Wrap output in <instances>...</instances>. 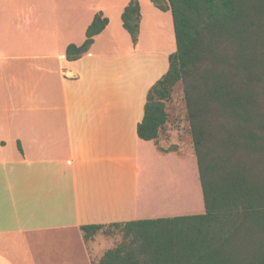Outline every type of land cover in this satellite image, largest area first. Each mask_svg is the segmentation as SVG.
Instances as JSON below:
<instances>
[{
	"label": "crops",
	"instance_id": "1",
	"mask_svg": "<svg viewBox=\"0 0 264 264\" xmlns=\"http://www.w3.org/2000/svg\"><path fill=\"white\" fill-rule=\"evenodd\" d=\"M59 2L0 0L20 46L0 48V264H92L108 248L94 253L84 225L204 212L192 143H170L168 120L156 139L136 132L168 64L152 77L139 42L114 45L104 6V30L67 60L74 24L64 31L56 16L72 6ZM44 42L54 49L41 52Z\"/></svg>",
	"mask_w": 264,
	"mask_h": 264
},
{
	"label": "trees",
	"instance_id": "2",
	"mask_svg": "<svg viewBox=\"0 0 264 264\" xmlns=\"http://www.w3.org/2000/svg\"><path fill=\"white\" fill-rule=\"evenodd\" d=\"M150 2L170 11L175 50L136 132L152 140L165 130V104L181 83L204 212L84 225L85 240L121 233L92 264H264V0ZM140 18L139 1L129 0L120 19L134 44ZM107 24L96 12L65 58L87 52Z\"/></svg>",
	"mask_w": 264,
	"mask_h": 264
},
{
	"label": "rangeland",
	"instance_id": "3",
	"mask_svg": "<svg viewBox=\"0 0 264 264\" xmlns=\"http://www.w3.org/2000/svg\"><path fill=\"white\" fill-rule=\"evenodd\" d=\"M60 0H58V3ZM71 2L69 3L71 9L59 10L57 9V19L61 22V29L64 31L74 24V28L70 34H67V41L69 44L80 45L85 38V27L91 22V18L97 9L106 8L104 12L109 16L111 23L114 25L115 31L120 32L116 34L118 39H115L114 45L122 47L124 42L121 43V35H125L128 42L134 44L131 40V36L122 27L118 13L121 12L124 4L129 0H62ZM109 2L114 6V9L107 8L106 2ZM141 7L142 19L139 23V30L137 36V42L141 48L147 49L146 56L147 61H150L153 67L152 77H155L157 73L165 70L168 64V55L175 50V39L172 24V16L170 11H160L155 8L150 0H138ZM48 13V12H47ZM48 18V15L45 17ZM71 21V22H70ZM70 22V23H69ZM117 27V28H116ZM60 30V29H59ZM18 33L15 31L12 25L0 22V48L3 50H16L20 49L18 41ZM54 49V43L44 42L41 43L39 50L41 52ZM6 66L17 65V62L4 61ZM21 65V64H20ZM166 111L169 115L168 121H170L169 129L174 131L169 134V142L176 139L189 144L190 134L188 131V121L186 119L185 104L183 101V93L181 83H176L171 92V99L166 102ZM171 143V142H170ZM159 170H154V172ZM161 174L165 173V170H161ZM177 181L181 178L180 172L175 174ZM111 233L104 234L99 231L93 235L92 239L96 236L92 243V249L97 254L101 248H111L121 240V233L117 229L111 228ZM88 239V240H89ZM96 247V249H95ZM107 250V249H106ZM105 250V251H106ZM104 251V252H105ZM103 252V253H104ZM95 254V256H96ZM102 256V255H101ZM100 256V257H101ZM99 257V258H100ZM96 261H98V259ZM94 261V262H96Z\"/></svg>",
	"mask_w": 264,
	"mask_h": 264
}]
</instances>
